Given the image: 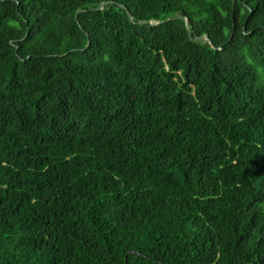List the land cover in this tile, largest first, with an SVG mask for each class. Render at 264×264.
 Listing matches in <instances>:
<instances>
[{
    "label": "trees",
    "instance_id": "16d2710c",
    "mask_svg": "<svg viewBox=\"0 0 264 264\" xmlns=\"http://www.w3.org/2000/svg\"><path fill=\"white\" fill-rule=\"evenodd\" d=\"M0 264H264V0H0Z\"/></svg>",
    "mask_w": 264,
    "mask_h": 264
},
{
    "label": "rangeland",
    "instance_id": "374dc122",
    "mask_svg": "<svg viewBox=\"0 0 264 264\" xmlns=\"http://www.w3.org/2000/svg\"><path fill=\"white\" fill-rule=\"evenodd\" d=\"M257 71H258V73H259V77H261V75H262V74H261V69H260V68H257ZM259 82H260V81H259ZM259 82H258V83H259Z\"/></svg>",
    "mask_w": 264,
    "mask_h": 264
},
{
    "label": "water",
    "instance_id": "95a60500",
    "mask_svg": "<svg viewBox=\"0 0 264 264\" xmlns=\"http://www.w3.org/2000/svg\"><path fill=\"white\" fill-rule=\"evenodd\" d=\"M200 39H203V40H205V41H208L206 36H202V37H200ZM208 42H209V41H208Z\"/></svg>",
    "mask_w": 264,
    "mask_h": 264
}]
</instances>
